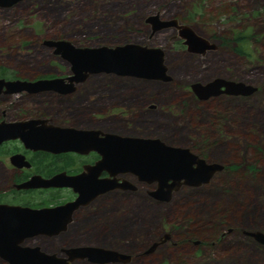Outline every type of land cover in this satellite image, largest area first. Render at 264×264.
<instances>
[{
  "label": "rangeland",
  "instance_id": "obj_1",
  "mask_svg": "<svg viewBox=\"0 0 264 264\" xmlns=\"http://www.w3.org/2000/svg\"><path fill=\"white\" fill-rule=\"evenodd\" d=\"M156 13L179 19L216 48L189 52L173 27L153 34L146 19ZM45 39L163 48L173 79L151 84L125 78L119 85L123 98L154 93L167 109L155 112L153 127L140 130L225 165L210 183L183 186L168 202L150 198L148 186L139 184L137 193L106 203L105 222L60 239L59 246L92 243L131 255L132 261L113 264H264V246L245 234L264 232V0H23L0 7V73L62 69L66 63L56 59ZM237 46L244 53L236 52ZM218 77L258 90L207 100L191 90L193 83ZM115 91L109 88L107 94ZM220 224L215 237L210 229ZM191 231L193 242L187 240ZM165 234L169 238L147 254Z\"/></svg>",
  "mask_w": 264,
  "mask_h": 264
},
{
  "label": "flooded vegetation",
  "instance_id": "obj_2",
  "mask_svg": "<svg viewBox=\"0 0 264 264\" xmlns=\"http://www.w3.org/2000/svg\"><path fill=\"white\" fill-rule=\"evenodd\" d=\"M149 24L153 30V25ZM156 32L153 31V34ZM182 43L184 44V39ZM185 47L187 50L186 45ZM57 58L66 63L65 66H61L62 69L58 66L57 71L0 73V79L37 81L60 78L64 79L65 83H70L68 77L75 75L71 71V65L65 58L56 55ZM109 76L116 80H109ZM125 78L147 81L151 84L157 81L99 72L90 73L86 78L75 82L73 91L67 93L56 90L8 92L6 86L2 88L0 91V239H21L18 246L25 249L16 258L0 253V264H18L19 261L24 264H55L51 257L56 255L67 258L68 254L65 250L69 248L96 246L114 249L92 243L59 246V240L76 238L75 234L82 235V231H87L86 228L89 229L92 223L105 222L101 209L113 197L119 198L129 193L133 195L138 192L139 184L147 185L148 191L156 188V183L140 182L135 174L123 172L111 174L105 168H98L103 155L96 149L54 152L28 147L27 140L24 139V137L32 138L43 134V127L46 126L87 130L93 132L85 135L92 141H101L108 134L161 138L155 136L152 130L146 132L140 130V126L147 125L149 129L153 127L155 112L158 109L164 110V105L156 102L154 93L146 98L144 93L138 91L130 97H127L129 95L127 94L124 99L119 85ZM93 80H95L94 85L99 84V86L91 89V86H94ZM161 82L167 84V81ZM113 84L117 86L113 87ZM109 88L116 90L113 95L107 94ZM62 134L68 135L67 132ZM164 141L167 143L166 140ZM197 155L205 158L202 154ZM63 173L71 177L84 175L79 179L82 183H78L77 188L43 184L33 187L21 186L34 176L48 180ZM124 179L130 180L137 188L115 187L102 192L105 187L103 182L112 180L114 183H121ZM81 189L87 192V197L93 198L69 207V211L61 213V206L75 202L81 195ZM148 196L155 199L149 192ZM113 208L115 210L116 206ZM60 220L68 221L65 229H59L57 222ZM193 241L189 239V242ZM71 264L100 263H94L88 258H77Z\"/></svg>",
  "mask_w": 264,
  "mask_h": 264
},
{
  "label": "water",
  "instance_id": "obj_3",
  "mask_svg": "<svg viewBox=\"0 0 264 264\" xmlns=\"http://www.w3.org/2000/svg\"><path fill=\"white\" fill-rule=\"evenodd\" d=\"M21 1L23 0H0V7H11ZM146 21L153 25L154 32L165 28H177L178 36L184 39V44L189 52L203 54L216 48L215 44L197 34L190 26L180 23L177 18L164 20L161 18L160 13H156L151 14ZM43 44L53 49L55 55L65 58L71 65V71L75 75L68 77L70 83H65V80L60 78L37 81L0 79V91L6 86L8 92L56 90L67 93L73 91L75 82L86 78L90 73L99 72L117 73L167 82L173 79L168 72L165 50L161 47L136 42L115 46H77L67 39H45ZM191 89L199 99L206 100L212 96L222 94L250 96L258 90V87L243 81L218 77L206 83H193ZM43 130V134L37 137H24L27 140L26 145L34 149L54 152L96 149L103 155V159L98 163V168H105L111 174L118 172L132 173L138 176L140 182L156 183V188L148 192L159 201H170L173 193L183 186L199 187L210 183L213 176L225 168V165L218 162H208L188 147L173 146L167 144L161 138L108 134L101 141H92L85 135L93 134V132L87 130L52 126L43 127ZM63 132H67L68 135H63ZM83 177L84 175L71 177L63 173L47 180L34 176L21 186L33 187L43 184L45 186H73L77 188L78 183H82V181L79 182V179ZM103 183L105 187L102 192L115 187L123 189L137 188L128 179H124L121 183H114L112 180ZM80 193V197L75 202L61 206L60 212L69 211V207L87 202L89 198H93L87 197L85 190L81 189ZM67 222V220L57 222L59 229H65ZM245 234L264 246V232L245 231ZM168 238L169 234H165L159 241H154L145 252H153ZM9 242L11 244L7 245ZM19 242H21V239H0V253L4 256L19 257L25 249L18 246ZM65 251L68 254L67 258L57 257L56 255L51 257L55 264H71L77 258H88L90 261L100 264L129 262L131 259V255L126 252L96 246L75 247ZM18 264H24V262L19 261Z\"/></svg>",
  "mask_w": 264,
  "mask_h": 264
},
{
  "label": "trees",
  "instance_id": "obj_4",
  "mask_svg": "<svg viewBox=\"0 0 264 264\" xmlns=\"http://www.w3.org/2000/svg\"><path fill=\"white\" fill-rule=\"evenodd\" d=\"M237 39V38H236ZM237 40H240L239 38L237 39ZM234 50L236 51V52H238V53H244V51L240 48V47H235L234 48ZM232 167V166H231ZM219 226L221 227H224V224H220V225H218V226H214L213 227V229H210L212 232H213V234L215 235V237H216V235L219 233H221V229L219 230ZM215 228H216V230H215ZM213 235V236H214ZM213 236H212V238H213ZM190 238H192V239H196V234H194V231H191V232H189V233H187V240L189 241V239Z\"/></svg>",
  "mask_w": 264,
  "mask_h": 264
},
{
  "label": "bare ground",
  "instance_id": "obj_5",
  "mask_svg": "<svg viewBox=\"0 0 264 264\" xmlns=\"http://www.w3.org/2000/svg\"><path fill=\"white\" fill-rule=\"evenodd\" d=\"M157 200V199H156Z\"/></svg>",
  "mask_w": 264,
  "mask_h": 264
}]
</instances>
